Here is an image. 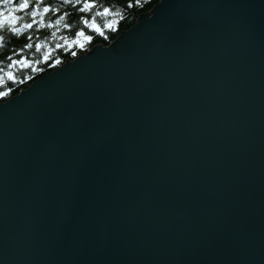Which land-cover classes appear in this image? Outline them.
<instances>
[{
	"label": "water",
	"instance_id": "95a60500",
	"mask_svg": "<svg viewBox=\"0 0 264 264\" xmlns=\"http://www.w3.org/2000/svg\"><path fill=\"white\" fill-rule=\"evenodd\" d=\"M0 264H264V0H160L1 102Z\"/></svg>",
	"mask_w": 264,
	"mask_h": 264
},
{
	"label": "trees",
	"instance_id": "16d2710c",
	"mask_svg": "<svg viewBox=\"0 0 264 264\" xmlns=\"http://www.w3.org/2000/svg\"><path fill=\"white\" fill-rule=\"evenodd\" d=\"M159 1L97 0L88 12H81L79 8L82 5H68L63 0H40L39 3L32 0L28 9L16 13L20 17L16 25L18 28L25 23L36 21L31 29H22L15 34L11 33L7 26L0 29V68L7 72V65L12 61L19 57H23L25 61V66L12 67L11 80L0 73V92L4 93L0 97V103L20 93L42 75L57 69L66 60H73L85 54L95 45L107 46L120 32L132 27L138 16L152 10ZM0 7L7 9L10 6ZM44 7L49 10L43 12ZM33 8L42 15H28ZM104 8L109 9L107 15L103 14ZM81 16L95 24L98 30L85 28ZM60 17L62 19H58ZM109 23L112 27H105ZM78 31H83L90 39L76 36ZM25 44L29 46L25 48ZM37 44L40 45L39 48L36 47Z\"/></svg>",
	"mask_w": 264,
	"mask_h": 264
},
{
	"label": "snow or ice",
	"instance_id": "6c2138e0",
	"mask_svg": "<svg viewBox=\"0 0 264 264\" xmlns=\"http://www.w3.org/2000/svg\"><path fill=\"white\" fill-rule=\"evenodd\" d=\"M37 3L40 2V0H36ZM63 2L65 4L68 5H76V6H81L79 8V10L81 12H88L93 5H95L97 3V0H63ZM137 2H139V0H137ZM32 3V0H0V6L2 5H9L10 7H8L7 9L0 7V29L5 28V26H7L8 30L11 33H19L22 29H31L33 24L36 23L35 20H33L31 23H25L23 25H21L19 28L16 26L18 20L20 19V17L18 15H16V13L18 12H22L25 9H28L30 7ZM131 6V5H129ZM49 9L48 7H44L43 8V12H47ZM109 9L108 8H104L103 9V14L107 15L108 14ZM37 14H41L42 13H38V11L33 8L31 12L28 13V15L35 17ZM119 13H117L118 15ZM58 19H62V17L58 18ZM83 25L85 26V28H91L93 30H98L96 28V25L93 23H90L87 19L84 18V16L80 17ZM65 27H68V25H65ZM105 27H112V24L109 23L107 25H105ZM76 36H84L85 39H90V37L85 36V33L83 31H78L76 33ZM29 45L25 44L24 47L27 48ZM59 46V45H58ZM37 48L40 47L39 44L36 45ZM23 49H20V51H22ZM73 55H75V53H73ZM14 65H21V66H25V61L23 57H19L17 60L12 61L11 63H9L7 65V68L9 69V71L5 72V70L3 68H0V73H3L4 75H6L8 77L9 80H11L12 77V73H11V69ZM2 78V77H0ZM4 95L3 92H0V97H2Z\"/></svg>",
	"mask_w": 264,
	"mask_h": 264
},
{
	"label": "bare ground",
	"instance_id": "6f19581e",
	"mask_svg": "<svg viewBox=\"0 0 264 264\" xmlns=\"http://www.w3.org/2000/svg\"><path fill=\"white\" fill-rule=\"evenodd\" d=\"M76 58V57H75Z\"/></svg>",
	"mask_w": 264,
	"mask_h": 264
}]
</instances>
